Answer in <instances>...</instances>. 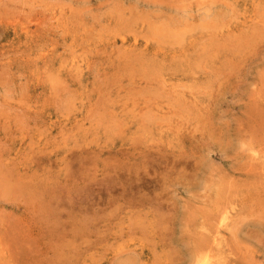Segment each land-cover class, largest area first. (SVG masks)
Wrapping results in <instances>:
<instances>
[{"label": "rangeland", "instance_id": "1", "mask_svg": "<svg viewBox=\"0 0 264 264\" xmlns=\"http://www.w3.org/2000/svg\"><path fill=\"white\" fill-rule=\"evenodd\" d=\"M263 209L264 0H0V264H264Z\"/></svg>", "mask_w": 264, "mask_h": 264}, {"label": "bare ground", "instance_id": "2", "mask_svg": "<svg viewBox=\"0 0 264 264\" xmlns=\"http://www.w3.org/2000/svg\"><path fill=\"white\" fill-rule=\"evenodd\" d=\"M23 4V3H22ZM155 25V24H154ZM146 38V37H145ZM133 50V49H132ZM153 52V51H152ZM252 167V166H251ZM254 168V167H253ZM251 170H252V168H251ZM254 173H256L255 171H253ZM252 173V172H251ZM250 175V174H249ZM259 175V174H258ZM255 176H256V174H255ZM262 177V176H261ZM256 178V177H255ZM251 180H253V178L251 179ZM261 184H262V182H261ZM253 189V188H252ZM258 197V196H257ZM253 205H254V203H253ZM260 205H263V204H261V202H260ZM263 211H264V209H263ZM225 219V218H224ZM220 220V219H219ZM221 222H222V220H221ZM235 222V221H234ZM222 234H220V236H221ZM222 238V237H221ZM219 242V241H218ZM224 242V241H223ZM213 243V242H212ZM215 243V242H214ZM207 245V244H206ZM201 250V249H200ZM223 250V249H222ZM221 251V250H220ZM205 252V251H204ZM211 253V252H210ZM218 253V252H217ZM226 253H227V251H226ZM221 254V253H220ZM219 254V255H220ZM209 255V254H208ZM198 256V255H197ZM196 256V257H197ZM201 256V255H200ZM204 257V256H203ZM205 258V257H204ZM201 259V258H200ZM207 259V258H206ZM208 259H210V258H208ZM212 260V259H211ZM210 260V261H211ZM214 260V259H213ZM204 261V260H203ZM199 264V263H198ZM207 264H209V263H207Z\"/></svg>", "mask_w": 264, "mask_h": 264}]
</instances>
